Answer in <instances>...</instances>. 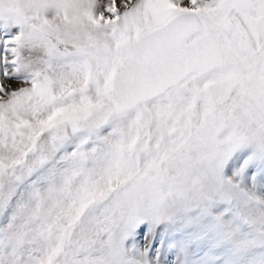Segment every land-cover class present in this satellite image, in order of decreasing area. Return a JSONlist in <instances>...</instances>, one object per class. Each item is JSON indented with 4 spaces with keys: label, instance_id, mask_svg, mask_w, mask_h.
<instances>
[{
    "label": "snow or ice",
    "instance_id": "6c2138e0",
    "mask_svg": "<svg viewBox=\"0 0 264 264\" xmlns=\"http://www.w3.org/2000/svg\"><path fill=\"white\" fill-rule=\"evenodd\" d=\"M0 264H264V0H0Z\"/></svg>",
    "mask_w": 264,
    "mask_h": 264
}]
</instances>
